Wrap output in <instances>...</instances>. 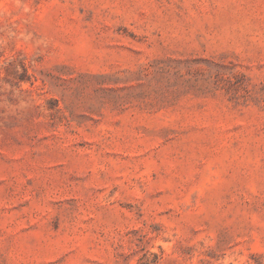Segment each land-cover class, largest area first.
Here are the masks:
<instances>
[{
  "label": "rangeland",
  "instance_id": "obj_1",
  "mask_svg": "<svg viewBox=\"0 0 264 264\" xmlns=\"http://www.w3.org/2000/svg\"><path fill=\"white\" fill-rule=\"evenodd\" d=\"M0 264H264V0H0Z\"/></svg>",
  "mask_w": 264,
  "mask_h": 264
}]
</instances>
